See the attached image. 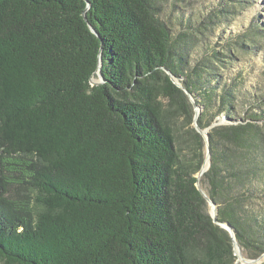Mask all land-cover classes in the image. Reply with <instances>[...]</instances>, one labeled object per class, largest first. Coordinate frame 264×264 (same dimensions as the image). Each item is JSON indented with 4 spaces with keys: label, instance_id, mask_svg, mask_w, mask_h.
<instances>
[{
    "label": "trees",
    "instance_id": "16d2710c",
    "mask_svg": "<svg viewBox=\"0 0 264 264\" xmlns=\"http://www.w3.org/2000/svg\"><path fill=\"white\" fill-rule=\"evenodd\" d=\"M88 1L87 23L86 0H0V264H234L197 188L193 108L167 72L193 95L208 86L202 128L238 120L241 91L226 98L209 68L202 84L175 63L162 0ZM100 58L104 83L92 85ZM251 102L248 118L211 132L203 182L256 258L264 97Z\"/></svg>",
    "mask_w": 264,
    "mask_h": 264
},
{
    "label": "rangeland",
    "instance_id": "374dc122",
    "mask_svg": "<svg viewBox=\"0 0 264 264\" xmlns=\"http://www.w3.org/2000/svg\"><path fill=\"white\" fill-rule=\"evenodd\" d=\"M161 5L159 16L171 31L175 63L186 74L195 75L194 72L198 71L202 75L199 77L202 84L208 80L202 70L209 68L212 75L226 85L218 92L226 98L230 87H237L241 93L232 105L236 109L235 117L238 120L248 118L247 115L254 111L252 97H264V0H162ZM209 80L212 86L216 84L215 79ZM207 87L193 95L196 102H201V95L207 92ZM215 103L213 112L219 109L220 98ZM224 115L227 116L222 113L214 117L211 123ZM192 128L193 124L186 127ZM202 144L206 158L203 140ZM188 145L193 149L192 140ZM261 151L264 153V149L257 152ZM204 175L200 178V185L207 191ZM253 201L257 208L262 206L264 209V189L257 190ZM243 256L249 258L244 252ZM234 264L244 263L235 255Z\"/></svg>",
    "mask_w": 264,
    "mask_h": 264
},
{
    "label": "water",
    "instance_id": "95a60500",
    "mask_svg": "<svg viewBox=\"0 0 264 264\" xmlns=\"http://www.w3.org/2000/svg\"><path fill=\"white\" fill-rule=\"evenodd\" d=\"M87 2V8L84 11V19L85 21L88 23V18H87V12L91 7V4L89 3L88 0H86ZM90 30L94 33L97 34L96 30L89 24ZM101 58H100V64L97 70V74L99 75V80L98 81H94L91 80L92 85H99V84H103L104 81L102 79V75H101ZM168 75L170 76L172 82L178 87L180 88L185 95L187 96L192 108H193V126H194V130L200 135V137L202 138L204 145L206 146V158L204 161V164L200 170V172L197 175V188L199 190V192L201 193V195L203 196V198L205 199V201L207 202L209 208L211 209V213L210 216L213 220V223L215 225H217L218 227H220L221 229L227 231L230 235L232 244H233V248H234V252L235 255L240 257L242 262L244 264H264V253L259 255L256 258H246L243 256V249L241 248L237 238H236V233L234 228L232 227V225L229 222L226 221H222L218 218V210H219V205L213 201L211 199V197L208 195L207 191H205L201 185H200V178L210 169L211 164H212V160H211V151H210V134L211 132L220 127V126H226V125H237L239 123H241L243 120L239 119V120H233L228 118L227 116H222V117H218L216 118L211 124H209L207 127L202 128L199 124V118L201 116V113L203 111V107L198 104L195 99L193 98V94H191L189 92V90H187L183 84L181 83L180 80L176 79L170 72H167ZM206 163H208L207 168L205 167Z\"/></svg>",
    "mask_w": 264,
    "mask_h": 264
},
{
    "label": "bare ground",
    "instance_id": "6f19581e",
    "mask_svg": "<svg viewBox=\"0 0 264 264\" xmlns=\"http://www.w3.org/2000/svg\"><path fill=\"white\" fill-rule=\"evenodd\" d=\"M94 81H98V80H94ZM205 167L207 168V164L205 165Z\"/></svg>",
    "mask_w": 264,
    "mask_h": 264
}]
</instances>
